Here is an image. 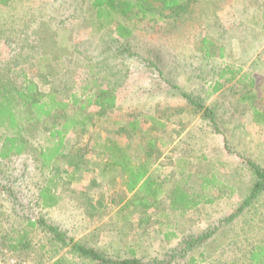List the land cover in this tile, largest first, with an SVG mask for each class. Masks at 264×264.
I'll return each mask as SVG.
<instances>
[{"label":"rangeland","instance_id":"1","mask_svg":"<svg viewBox=\"0 0 264 264\" xmlns=\"http://www.w3.org/2000/svg\"><path fill=\"white\" fill-rule=\"evenodd\" d=\"M263 8L264 0H192L178 18L132 15L121 19L133 27L127 54L112 49L114 28L100 31L94 11L81 0L0 4V89L18 87L25 75L46 91L57 81V97L66 99L96 79L114 89L117 99L110 110L89 107L87 127L68 133V159L73 152L74 160L84 162L74 180L58 188L57 205L42 207L37 200L39 187L51 176L40 167L36 150L48 143L47 131L40 127L30 133L28 149L0 164V251L16 246L38 264H50L60 255L75 264L95 263L72 257L42 228L23 233L26 217L15 214L19 204L12 203L3 187L16 192L24 216L42 215L75 240L115 257L132 251L145 260H172L188 235H201L236 210L253 183L240 158L264 167ZM38 35H44L47 50L53 51L48 63H38L30 54L29 41ZM204 37L213 42L212 56L201 50ZM24 55L29 59H22ZM225 65L238 72L230 80L220 78ZM218 79L222 88L212 93ZM184 94L213 109L217 129ZM252 109L263 117H254ZM111 141L124 147L135 163L147 162L155 196L148 194V185L125 190V175L106 164L112 160ZM177 182L202 195L197 207L184 212L169 208ZM142 197L149 199L143 202ZM134 199L135 205L126 206ZM244 209L234 223L219 225L192 250L195 264L243 261L264 239V191ZM172 261L186 264L187 257Z\"/></svg>","mask_w":264,"mask_h":264},{"label":"trees","instance_id":"2","mask_svg":"<svg viewBox=\"0 0 264 264\" xmlns=\"http://www.w3.org/2000/svg\"><path fill=\"white\" fill-rule=\"evenodd\" d=\"M9 0H0V4H4ZM82 3L87 4L89 10L94 11L95 19L98 23L99 30H106L110 27L114 28L115 37L111 39L110 45L117 52L131 54L127 49L129 39L133 36V27L127 23L128 21H121V19L130 20L132 15H145L154 17L158 13L165 15L166 18H178L183 11L190 9L192 0H81ZM264 9V8H263ZM264 14V12H263ZM29 43L33 44L30 54L37 60L38 63H48L53 51H48L44 35H38ZM213 42L204 37L201 40V50L206 56L214 55L211 47ZM219 56H222L221 50ZM22 59H29V56H22ZM240 70V68H239ZM236 71L228 69L225 65L220 72V78H228L236 75ZM229 74V76H226ZM245 78V76H243ZM45 79V78H44ZM52 82H54L52 77ZM42 85H45L41 83ZM58 82L48 88L42 90L37 80L24 75L21 85L10 89H0V164L11 160L13 156L23 154L30 145V133H36L40 127L48 132L47 144L38 145L36 147L40 167L44 171H49L51 176L47 177L44 184L39 187L38 199L42 207H50L57 205L60 201L61 194L58 191L59 187L68 184L74 180V172L81 170L83 159L74 160L76 153H71L70 159L67 153L70 149V141L68 133L74 130L83 129L88 119L87 110L91 106H95L100 110H110L117 106V99L115 90L112 88L102 87L101 84L94 79L90 84L82 87L81 93H70L68 98L61 99L57 97L59 90L56 88ZM253 85V81L249 82ZM222 88V82L218 79L211 85V92H218ZM208 93L207 95L211 94ZM186 100L190 103L193 109L198 112L201 118L206 119L210 125L216 129L218 127L213 109L204 103V100L193 99L188 94H184ZM254 117L261 118L263 113L256 109H252ZM49 120L51 122L49 123ZM258 120V119H257ZM49 123V124H48ZM41 129V130H42ZM112 147H108L111 151L112 160L107 161L113 167H118L123 175L124 188L127 192L139 190L143 186L148 185L149 195L155 196L158 193L157 189H151L154 180L150 175V167L147 162L135 163L130 153L125 151L124 147L110 142ZM107 148V147H106ZM245 167L250 171L253 177L252 187L249 196L246 197L238 208L230 214L222 217L218 225L210 227L201 235H188L184 243L179 248L175 249V254H172V260L181 256L187 257L186 264H195L196 257L192 250L195 247L203 245L216 232L219 225L225 223H234L245 211V207L249 206L251 202L259 197L264 191V167L254 162L250 158L241 157ZM68 167L73 170H68ZM71 177V179L69 178ZM205 182H209L205 179ZM201 186V185H200ZM8 193L12 203L19 204V209H15V214L24 219L26 217V229L42 228L46 233H49L61 247L66 248L67 252L72 254V257L92 258L94 264H172V260H159L157 258L143 259L132 253L127 257H115L112 253L103 252L92 247L86 246L81 240H75L68 235L66 231L58 227L54 223L47 222L42 215H27L24 216L22 205L19 202L16 192L12 188L3 187ZM202 189L203 185L201 186ZM205 198V197H204ZM208 198V197H207ZM146 202L149 198H140ZM202 195L192 188L184 187L181 182H177L172 187L169 195L168 205L171 209H180L187 211L199 205L202 201ZM210 201L206 199V202ZM135 205V199L126 203V206ZM90 207V206H89ZM90 212V211H89ZM91 215V214H90ZM20 257H25L18 253L16 246L8 247ZM178 254V256H177ZM31 260V259H30ZM33 261V260H31ZM35 264L37 262L33 261ZM50 264H75L73 260L65 255H60L53 259ZM77 264V263H76ZM231 264H264V239L259 241L249 250L247 256L243 261L232 262Z\"/></svg>","mask_w":264,"mask_h":264},{"label":"built area","instance_id":"3","mask_svg":"<svg viewBox=\"0 0 264 264\" xmlns=\"http://www.w3.org/2000/svg\"><path fill=\"white\" fill-rule=\"evenodd\" d=\"M0 264H35L26 257H20L7 249L0 251Z\"/></svg>","mask_w":264,"mask_h":264},{"label":"crops","instance_id":"4","mask_svg":"<svg viewBox=\"0 0 264 264\" xmlns=\"http://www.w3.org/2000/svg\"><path fill=\"white\" fill-rule=\"evenodd\" d=\"M262 20H263V18H262Z\"/></svg>","mask_w":264,"mask_h":264}]
</instances>
